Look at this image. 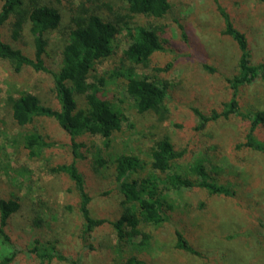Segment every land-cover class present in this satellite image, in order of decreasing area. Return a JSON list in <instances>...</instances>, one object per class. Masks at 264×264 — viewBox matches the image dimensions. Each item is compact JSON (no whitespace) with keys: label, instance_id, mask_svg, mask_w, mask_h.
<instances>
[{"label":"rangeland","instance_id":"rangeland-1","mask_svg":"<svg viewBox=\"0 0 264 264\" xmlns=\"http://www.w3.org/2000/svg\"><path fill=\"white\" fill-rule=\"evenodd\" d=\"M62 10L61 29L72 25L73 14L88 8L97 10L106 20L120 26L129 12L124 0H50ZM168 14L159 20L136 16L141 25L159 27L166 39L163 50L151 58V67L137 69L158 84L166 85L164 107L139 114L126 92L122 53L128 44L121 30L112 41V54L95 65L88 82L122 112L124 120L112 133L107 147L100 137H79L86 144L75 158L70 137L52 119L43 118L25 128L10 117L9 96L20 91L36 95L44 106L56 107L51 93V77L24 67L14 73L0 63V198H20V210L9 221L12 245L0 243V259L15 253L8 264H40L30 252L51 242L65 260L53 258L44 264H116L113 263L116 238L108 224H103L82 237V219L77 210V192L64 173H51L57 165L73 160L82 172L91 217L113 220L121 212V197L113 184L109 161L118 154L135 156L140 167L134 178L151 173L148 148L160 134H167L175 150H184L173 161V169L196 180L193 168L202 165L218 185L230 195L209 194L202 188L164 192L171 209L158 226L143 227L150 234L149 243L140 251V238L133 239L130 252L148 264H264V151L238 147L244 142L249 121L237 115L208 122L202 129L193 108L209 115L220 112L232 96L227 79L236 73L238 51L234 41L222 34V9L235 26L243 31L249 43L251 62H264V0H169ZM1 4V2H0ZM220 8V9H219ZM1 28V39L33 56L32 37L28 28L16 41L11 39L10 23ZM65 32V31H64ZM63 45L56 32L49 36L45 65L57 70ZM208 66L212 71L206 70ZM78 106L84 97L75 95ZM236 99L241 112L264 110V75L251 84L238 88ZM167 108V111L165 110ZM164 116L159 121L158 116ZM45 134L51 142L37 158H28L23 136L30 131ZM255 137L264 142V126ZM96 156L106 159L98 174H93L90 161ZM35 217L32 221V218ZM41 222H37L36 220ZM35 221V222H34ZM175 231H180L194 255L175 248ZM141 248V249H144Z\"/></svg>","mask_w":264,"mask_h":264},{"label":"trees","instance_id":"trees-1","mask_svg":"<svg viewBox=\"0 0 264 264\" xmlns=\"http://www.w3.org/2000/svg\"><path fill=\"white\" fill-rule=\"evenodd\" d=\"M0 31L2 26L11 20V39L16 41L21 31L28 28L32 37L33 56L25 55L20 49L14 48L1 39L0 32V63L18 73L24 67L35 72H45L51 77V93L56 107L44 106L39 98L29 92L20 91L16 97L9 96L7 105L10 117L18 127L25 128L35 122L48 118L56 122L71 140V149L75 158L80 155L77 149L89 148L82 142L74 141L79 137H100L107 147L112 133L119 130L124 120L122 112L103 97L98 84L89 83V75L95 65L112 54V41L123 30L128 44L122 53L121 65L124 70L118 72L119 77L126 81V92L131 98L132 106L139 114L151 112L164 107L166 85L158 84L145 75H138L137 69L151 67V58L163 50L166 39L162 36L163 26L152 27L138 24L134 18L143 16L150 20L163 19L169 12V0H124L129 14L122 26L112 20L104 19L97 10L91 7L81 13L73 14L72 25L66 30L61 29L62 10L50 0H0ZM220 9V8H219ZM224 21L222 34L230 37L238 51L236 73L227 79L233 90L231 99L224 104L220 112L212 110L211 114H202L193 108L198 119L196 128L202 129L208 122L230 115L240 116L249 121V128L244 142L238 147H247L256 151H264V142L255 137L256 130L264 126V110L241 112L236 92L239 87L248 85L264 75V62L253 64L246 34L237 28L231 18L220 9ZM65 31V32H64ZM58 33L63 41L59 51L57 70L45 65L46 47L49 36ZM206 70L212 71L208 66ZM75 95L84 97V105L78 106ZM167 111V108L165 107ZM158 116V115H157ZM163 120L164 116H158ZM50 139L38 131H30L23 136V146L28 158H37L41 151L51 146ZM151 173L146 177L134 178L140 167L135 156L118 154L109 161L112 170L113 184L121 199V212L113 220L95 219L89 213L90 197L86 192L85 180L75 161L57 165L51 173H64L74 184L77 192V210L82 219V237L93 232L103 224H108L116 238V249L113 263L116 264H148L143 258L130 252L133 239L140 238L137 246L145 251L150 234L142 230L147 226H158L166 220V211L171 207L166 201L164 192L182 189L202 188L209 194L230 195L231 192L222 185L215 183L202 165L195 166L193 172L197 179L193 180L179 170L173 169V161L183 156L184 150H175L169 136L160 134L148 148ZM84 159L83 156H80ZM107 163L106 159L96 156L90 161L93 174H98L100 167ZM20 198L11 196L0 198V243L12 245L9 221L20 210ZM37 217L34 214L33 219ZM35 220V219H34ZM35 222V221H34ZM37 222H41L39 219ZM31 247L30 252L37 255L40 264L50 263L53 258L65 260L61 254L55 253L54 244L47 242L40 247ZM144 248V249H141ZM175 248L190 254L200 255L193 249L180 231H175ZM15 253L2 257L0 264L13 261Z\"/></svg>","mask_w":264,"mask_h":264}]
</instances>
